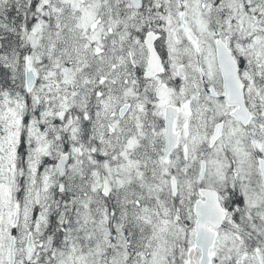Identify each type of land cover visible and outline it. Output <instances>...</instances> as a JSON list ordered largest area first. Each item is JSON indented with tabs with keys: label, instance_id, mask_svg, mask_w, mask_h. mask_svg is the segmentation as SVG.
Returning a JSON list of instances; mask_svg holds the SVG:
<instances>
[{
	"label": "snow or ice",
	"instance_id": "obj_1",
	"mask_svg": "<svg viewBox=\"0 0 264 264\" xmlns=\"http://www.w3.org/2000/svg\"><path fill=\"white\" fill-rule=\"evenodd\" d=\"M0 264H264V0H0Z\"/></svg>",
	"mask_w": 264,
	"mask_h": 264
}]
</instances>
